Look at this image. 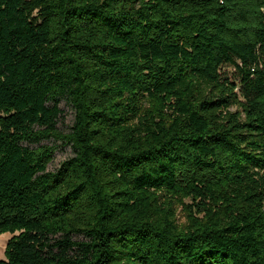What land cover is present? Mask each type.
Wrapping results in <instances>:
<instances>
[{"label":"trees","instance_id":"16d2710c","mask_svg":"<svg viewBox=\"0 0 264 264\" xmlns=\"http://www.w3.org/2000/svg\"><path fill=\"white\" fill-rule=\"evenodd\" d=\"M6 232L0 264H264V0H0Z\"/></svg>","mask_w":264,"mask_h":264},{"label":"rangeland","instance_id":"374dc122","mask_svg":"<svg viewBox=\"0 0 264 264\" xmlns=\"http://www.w3.org/2000/svg\"><path fill=\"white\" fill-rule=\"evenodd\" d=\"M226 74L229 78L234 77L233 71L230 68H224ZM60 108L63 110V116L61 122L59 123L60 129L67 133L69 131L70 126L73 123L74 112L73 109L67 105L64 101L61 102ZM235 109V108H234ZM59 144V142H56ZM73 155L72 149L69 145H59L58 149L55 151L53 155L52 161L48 164V170L54 171L58 168L60 163L65 159L71 157ZM186 203L190 201L188 199L184 200ZM187 212L184 210L183 206L178 204L176 206V217L179 224L184 225L187 221ZM11 237L10 233H0V259L5 258V248L8 239ZM74 239L81 240L82 237L75 236Z\"/></svg>","mask_w":264,"mask_h":264}]
</instances>
